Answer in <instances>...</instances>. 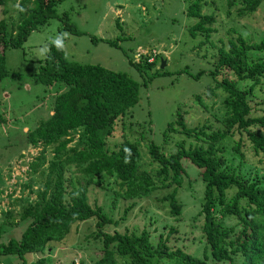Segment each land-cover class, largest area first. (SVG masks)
<instances>
[{"label": "trees", "instance_id": "16d2710c", "mask_svg": "<svg viewBox=\"0 0 264 264\" xmlns=\"http://www.w3.org/2000/svg\"><path fill=\"white\" fill-rule=\"evenodd\" d=\"M7 1L0 0L1 21H4ZM61 1L35 0V5L30 6L20 20L15 35L5 22L0 24V78L14 74L6 66L5 49L21 45L33 29L56 15V5ZM205 3L206 0H189L187 4V15L197 18L188 26L192 36L200 31L208 38L214 29L210 25L214 20L212 13L201 11ZM261 3L262 0H227L228 11L231 6L240 5L237 10L241 14L257 10ZM61 18L62 29L79 31L68 21L66 12ZM61 34H64L63 30L57 37ZM57 37L49 43L33 75L45 84L61 81L66 88L56 95L51 114L26 131L24 143L42 144L40 154L29 163V170L31 173L41 170L43 181L34 190V197L21 198L18 220L27 219L28 222L19 238L0 241V261L3 254H16L22 264H44V256L28 262L25 254L61 242L73 225L93 217L96 219L94 236L100 239L102 247L101 255L92 264H120L121 259L129 263L126 257L131 264H159L154 263L153 258L171 264H264V175L229 165L222 153L223 139L237 135L232 147L241 157L245 143L255 154L264 155V107L257 106L264 98H256L255 92V86L264 78V58L248 56L249 51L264 50V36L259 41H247L239 32L229 36L228 44L222 43L218 48V56L208 71L202 68L192 73L184 65L180 73L195 77L207 73L212 77L214 84L207 83L206 92L214 95L219 88L225 93L221 100L222 111L214 112V119L208 118L207 122L193 126L187 125L180 115L170 121L168 129H174L176 122L178 131L192 139L188 140V145L184 138L180 139L177 148L170 153L150 141L148 152L157 163L154 172L141 168L137 141L124 138L114 148L107 145L112 125L137 102L140 84H146L151 76L141 82L125 71L100 63L71 60L64 47L57 48L54 43ZM64 40L65 36L63 45ZM142 59L141 63L133 61L139 69L150 68L156 61L148 60L144 55ZM165 72L159 67L154 73ZM245 78L251 82L247 87H241L238 82ZM195 97L198 103L206 106L200 93ZM77 129H80L77 139L69 144L73 139L71 131ZM47 146L52 147L49 158L44 153ZM184 160H189L198 169L203 182L198 210L203 219L197 236L199 241L202 240L201 254L190 252L173 241L180 237L177 224L160 230L156 238L146 227L138 232L105 229L116 220L100 204L91 203L88 198V186L99 183V174L113 176L117 185L116 198H141L158 186L174 184L163 199L169 200L171 213L180 219L182 204L176 194L188 173ZM73 167L81 173L84 184L77 178L79 183L75 185L72 176L66 175V170ZM11 211L6 213L11 216ZM2 228L0 222V237Z\"/></svg>", "mask_w": 264, "mask_h": 264}, {"label": "rangeland", "instance_id": "374dc122", "mask_svg": "<svg viewBox=\"0 0 264 264\" xmlns=\"http://www.w3.org/2000/svg\"><path fill=\"white\" fill-rule=\"evenodd\" d=\"M188 2L62 0L56 5V15L33 29L21 45L5 49L6 66L14 74L0 78V222L3 226L0 241L20 237L28 222L27 219L18 220L21 198L34 197V190L43 181L41 170L35 173L29 170L30 161L40 154L43 146L24 143L26 131L51 114L56 95L66 88L61 81L45 84L33 75L49 43L60 30L67 33L64 50L69 59L100 63L114 70H122L141 82L151 76L146 84H140L137 102L114 122L112 135L107 138V145L111 148L124 138L137 141L142 169L154 172L157 167L148 152L150 141L158 143L164 152L170 153L177 148L180 139L184 138L186 145L192 139L178 131L176 122L174 129H168L170 121L180 115L187 125L193 126L207 122L208 118L214 119L213 113L222 111L221 100L225 93L217 88L214 95H207L206 84H214L209 74L201 73L195 77L180 73V70L186 64L192 73L202 68L208 71L218 56V48L222 43L227 45L228 37L234 36L236 32L241 33L247 41H259L264 36V0L257 10L243 14L237 10L240 5L231 6L228 11L227 0H206L201 11L212 13L214 18L210 23L214 29L208 38L200 31L195 36L189 33L188 26L197 18L187 15ZM34 5L35 0H8L4 6V21L0 20V24L5 22L9 31L13 35L17 34L20 20L28 8ZM64 12L68 15V21L79 29L78 32L70 28L62 29L64 22L61 17ZM142 55L148 56V60L155 59V63L150 68L139 69L133 61L141 63ZM248 56L264 58V50L249 51ZM161 59L165 60L161 69L166 72L155 74ZM250 82L249 78H245L238 83L241 87H247ZM255 92L256 98H264V78L255 86ZM196 93L202 95L206 106L198 103ZM257 106L264 107V102ZM79 132L80 129L71 131L73 139L69 144L77 139ZM236 138L237 135L223 139L222 153L228 164L264 175L263 153L255 154L245 143L244 156L241 157L232 147ZM44 153L49 158L52 147L47 146ZM183 162L188 173L177 187L176 195L182 204L180 219L171 213L169 200L163 199V195L174 184L158 186L141 198H116L114 190L117 185L113 176L99 174V183L88 186V198L91 203L100 204L116 220V223L106 225L105 229L109 232H138L146 227L156 238L160 230H167L170 224H177L180 237L173 241L190 252L201 254L202 240L199 241L197 236L203 219L198 215L203 182L198 169L189 160ZM66 175L72 176L75 185L79 183L77 178L81 184L85 183L75 167L67 169ZM8 210H12L11 216L6 213ZM95 221L91 217L76 223L61 242H54L42 251L28 252L25 258L30 262L44 256V264H73V259L78 258L83 264H92L101 255L102 247L100 239L94 236ZM126 259L129 263L121 259L120 264H131L129 258ZM153 262L171 264L170 261L157 258H153ZM0 264L22 263L16 254H3Z\"/></svg>", "mask_w": 264, "mask_h": 264}, {"label": "clouds", "instance_id": "9594fccd", "mask_svg": "<svg viewBox=\"0 0 264 264\" xmlns=\"http://www.w3.org/2000/svg\"><path fill=\"white\" fill-rule=\"evenodd\" d=\"M64 36H67V33L61 34V36H58L57 39L54 41L58 49H62L64 47L63 45Z\"/></svg>", "mask_w": 264, "mask_h": 264}, {"label": "built area", "instance_id": "2783aa9c", "mask_svg": "<svg viewBox=\"0 0 264 264\" xmlns=\"http://www.w3.org/2000/svg\"><path fill=\"white\" fill-rule=\"evenodd\" d=\"M73 264H83V263L81 262V260L79 261L78 258H74L73 259Z\"/></svg>", "mask_w": 264, "mask_h": 264}, {"label": "water", "instance_id": "95a60500", "mask_svg": "<svg viewBox=\"0 0 264 264\" xmlns=\"http://www.w3.org/2000/svg\"><path fill=\"white\" fill-rule=\"evenodd\" d=\"M165 64V60L164 59H161V64H160V67L162 68Z\"/></svg>", "mask_w": 264, "mask_h": 264}]
</instances>
